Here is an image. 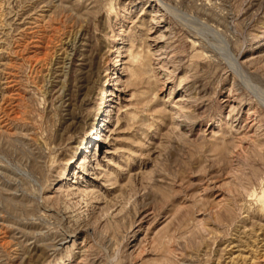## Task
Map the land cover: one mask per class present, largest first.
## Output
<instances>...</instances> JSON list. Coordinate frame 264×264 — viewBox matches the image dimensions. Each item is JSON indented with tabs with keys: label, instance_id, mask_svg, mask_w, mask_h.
I'll use <instances>...</instances> for the list:
<instances>
[{
	"label": "rangeland",
	"instance_id": "1",
	"mask_svg": "<svg viewBox=\"0 0 264 264\" xmlns=\"http://www.w3.org/2000/svg\"><path fill=\"white\" fill-rule=\"evenodd\" d=\"M164 1L0 0V264H264V0Z\"/></svg>",
	"mask_w": 264,
	"mask_h": 264
},
{
	"label": "bare ground",
	"instance_id": "2",
	"mask_svg": "<svg viewBox=\"0 0 264 264\" xmlns=\"http://www.w3.org/2000/svg\"><path fill=\"white\" fill-rule=\"evenodd\" d=\"M161 2V5L163 6L164 10L167 11V12H171V13H174V14H178V15H182L180 10L177 9L176 7L166 3L164 0H159ZM182 11V10H181ZM201 24H205L203 23L202 21H200ZM205 26V25H204ZM207 26H210V25H207ZM211 27V26H210ZM208 28V27H207ZM213 27H211L212 29ZM213 31H215L213 29ZM220 31V30H219ZM219 33V32H218ZM221 33V31H220ZM219 33V34H220ZM224 35V34H223ZM221 43H222V49H223V53L225 54V56L227 58H229L234 67H235V70L238 72V74L240 75V77H242V79L247 82V84H249L251 86V89L254 90V93L257 97V99L264 105V85L259 82V83H254L253 82V79L249 76V74L240 66V65H237L236 62H235V57H234V53L231 51V48H230V44H229V40L230 39H226L224 38L223 36H221ZM220 41V40H219ZM213 51V50H212ZM215 51V50H214ZM21 172V171H20ZM27 173V172H26ZM25 173V174H26ZM23 175V174H22ZM24 176V175H23ZM27 176H28V173H27ZM31 176V175H30ZM25 177V176H24Z\"/></svg>",
	"mask_w": 264,
	"mask_h": 264
}]
</instances>
